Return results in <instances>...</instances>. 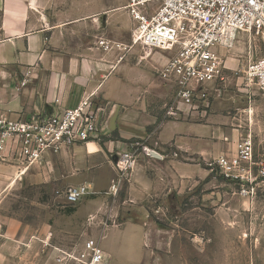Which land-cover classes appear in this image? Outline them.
<instances>
[{
  "label": "rangeland",
  "instance_id": "374dc122",
  "mask_svg": "<svg viewBox=\"0 0 264 264\" xmlns=\"http://www.w3.org/2000/svg\"><path fill=\"white\" fill-rule=\"evenodd\" d=\"M109 1L127 5V0L102 4ZM129 15L126 9L117 11V22L132 24ZM133 49L143 56L148 52L140 46ZM263 56V42L240 32L224 59V81L210 86L208 104H200L188 115L177 110L172 99L162 112L163 119L219 127L228 135L222 139L223 145L215 140L219 155L230 147L226 144L249 136L256 151L264 153V93L246 75L250 62ZM152 61L154 58L142 68ZM114 139L124 141L122 148H116L94 168L82 169L84 175H77L81 173L77 165L68 166L61 171L60 181L55 165L46 167L45 162L33 167L29 173L45 181L34 185L28 178L22 181L14 197L5 202L7 212L36 228L45 224L55 227L63 253L82 252L85 243L93 239L102 250L109 248L119 264H264V195L255 204L243 206L238 187L224 181L211 166L217 155L205 160L174 150L163 162L151 161L144 153L143 140H122L117 131L104 129L98 142ZM137 143L134 166L119 181L112 156ZM114 182L115 194L110 193ZM81 184L91 185L94 194L76 205L66 204V191ZM63 264L79 263L64 259Z\"/></svg>",
  "mask_w": 264,
  "mask_h": 264
},
{
  "label": "crops",
  "instance_id": "0c3cea01",
  "mask_svg": "<svg viewBox=\"0 0 264 264\" xmlns=\"http://www.w3.org/2000/svg\"><path fill=\"white\" fill-rule=\"evenodd\" d=\"M102 1L105 0H0V114L25 120L58 108H74L90 97L94 107L103 113V129L119 107L115 131L122 140H143L144 153L147 148L161 156H148L151 161L163 162L174 150L205 160L218 156L221 152L215 140L218 138L223 145L222 139L228 136L219 127L163 119L162 112L174 98L175 89L159 73L171 55L148 49L143 56L133 49L134 21L130 15V25L116 19V12L126 9V5ZM100 42L106 43L107 50ZM222 54L225 59L227 52L222 50ZM153 58L150 66L142 68ZM23 80L27 83L18 90ZM178 109L190 115L187 106L180 105ZM240 141L226 144L230 147L215 160L235 152ZM123 143L114 139L77 145L47 156L28 169L0 161V264L64 262L65 253L57 244L55 227H33L8 213L5 206L26 178L33 185L45 181L29 173L33 167L45 162L46 167L55 165L60 181L61 171L68 166L77 165L81 169L77 175H84L82 169L105 162L108 154L122 148ZM82 185L92 189L91 185L78 186ZM242 200L243 206H251ZM103 252L101 264H119L109 248H103Z\"/></svg>",
  "mask_w": 264,
  "mask_h": 264
},
{
  "label": "built area",
  "instance_id": "2783aa9c",
  "mask_svg": "<svg viewBox=\"0 0 264 264\" xmlns=\"http://www.w3.org/2000/svg\"><path fill=\"white\" fill-rule=\"evenodd\" d=\"M125 8L135 23L133 46L171 55L159 76L174 87L177 110L180 105L193 111L208 104L210 86L224 81L222 50H232L240 32L264 44V0H127ZM100 44L107 50L105 42ZM246 75L264 93V56L250 62ZM26 83L23 80L18 90ZM100 113L86 97L74 108H58L25 120L0 114V161L28 169L47 156L98 142L103 131V121L98 130ZM138 145L117 153L119 181L134 166ZM145 151L151 157L150 150ZM211 166L219 170L224 181L235 184L238 195L251 205L264 195V155L256 151L252 137L243 138L235 152L219 157ZM111 192H117L115 182ZM92 194L88 186L71 187L64 201L73 206ZM65 254L64 259L79 264H101L104 257L93 239L85 243L82 252Z\"/></svg>",
  "mask_w": 264,
  "mask_h": 264
},
{
  "label": "water",
  "instance_id": "95a60500",
  "mask_svg": "<svg viewBox=\"0 0 264 264\" xmlns=\"http://www.w3.org/2000/svg\"><path fill=\"white\" fill-rule=\"evenodd\" d=\"M118 111H119V107L117 106L116 109L114 110V112L110 115L109 120L106 124V126L104 127V129L110 133L115 132L116 130V121L118 118ZM103 119V113L101 112L99 115V121H98V130H100V125ZM150 156L152 158H156V159H161V156L154 150L150 151ZM114 162H117V156L113 157Z\"/></svg>",
  "mask_w": 264,
  "mask_h": 264
},
{
  "label": "trees",
  "instance_id": "16d2710c",
  "mask_svg": "<svg viewBox=\"0 0 264 264\" xmlns=\"http://www.w3.org/2000/svg\"><path fill=\"white\" fill-rule=\"evenodd\" d=\"M114 134H116V131L115 132H113Z\"/></svg>",
  "mask_w": 264,
  "mask_h": 264
},
{
  "label": "bare ground",
  "instance_id": "6f19581e",
  "mask_svg": "<svg viewBox=\"0 0 264 264\" xmlns=\"http://www.w3.org/2000/svg\"><path fill=\"white\" fill-rule=\"evenodd\" d=\"M238 37V36H237Z\"/></svg>",
  "mask_w": 264,
  "mask_h": 264
}]
</instances>
